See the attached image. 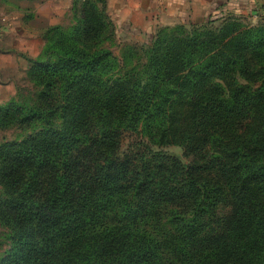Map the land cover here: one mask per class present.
<instances>
[{
  "label": "trees",
  "instance_id": "obj_1",
  "mask_svg": "<svg viewBox=\"0 0 264 264\" xmlns=\"http://www.w3.org/2000/svg\"><path fill=\"white\" fill-rule=\"evenodd\" d=\"M106 8L77 2L31 59L37 99L0 104V131L40 124L0 144V264H264V20L119 57Z\"/></svg>",
  "mask_w": 264,
  "mask_h": 264
},
{
  "label": "rangeland",
  "instance_id": "obj_2",
  "mask_svg": "<svg viewBox=\"0 0 264 264\" xmlns=\"http://www.w3.org/2000/svg\"><path fill=\"white\" fill-rule=\"evenodd\" d=\"M80 1L0 0V104L10 101L32 104L37 99L39 89L29 80L28 75L31 59L43 56L50 27L59 25L66 29L73 24V8ZM142 1L146 0H106V15L115 27V37L110 46L119 57L127 48L140 46L150 40L163 26L173 27L183 23L174 21L160 24L157 18L150 21L148 16L147 19L138 16L135 19L132 18L134 14L128 18L130 8L133 9L134 4ZM231 13L248 24L264 20V10L258 7L253 8V13L249 10ZM39 128L40 124L4 128L0 131V144L27 137ZM132 142L133 137L128 136L124 142L125 148ZM164 149L182 154L178 146ZM8 235L9 230L0 223V257L8 248Z\"/></svg>",
  "mask_w": 264,
  "mask_h": 264
},
{
  "label": "crops",
  "instance_id": "obj_3",
  "mask_svg": "<svg viewBox=\"0 0 264 264\" xmlns=\"http://www.w3.org/2000/svg\"><path fill=\"white\" fill-rule=\"evenodd\" d=\"M255 7L264 10V0H146L134 4L128 18L134 14L132 18L135 19L138 16L145 19L148 16L150 21L157 18L160 24L174 21L202 23L210 16L219 17L244 10L253 13Z\"/></svg>",
  "mask_w": 264,
  "mask_h": 264
}]
</instances>
